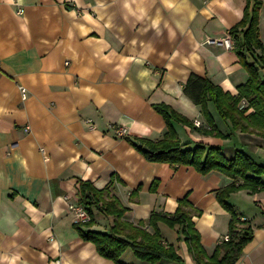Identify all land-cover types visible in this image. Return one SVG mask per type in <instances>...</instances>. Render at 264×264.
<instances>
[{
	"label": "crops",
	"instance_id": "1",
	"mask_svg": "<svg viewBox=\"0 0 264 264\" xmlns=\"http://www.w3.org/2000/svg\"><path fill=\"white\" fill-rule=\"evenodd\" d=\"M246 3L0 0V264H117L78 233L70 205L78 203L80 180L106 187L127 207L124 219L150 231L151 212L171 214L185 197L200 242L212 254L230 220L216 191L242 180L149 161L130 140L164 135L166 122L154 105L165 104L192 123L170 120L185 147L218 146L227 158L241 149L264 164V135L232 130L211 101L209 113L226 136L201 133L198 126L208 122L183 89L192 74L232 94L247 80L236 51L222 42ZM258 34L264 49V0ZM259 74L264 79V67ZM117 127L125 132L117 134ZM226 200L246 222L240 226L252 229L234 264H264V187L238 189ZM97 216L108 224L99 225ZM111 221L96 211L91 228L108 230ZM156 226L182 258L156 264H196L176 227ZM127 250L123 263L149 264Z\"/></svg>",
	"mask_w": 264,
	"mask_h": 264
},
{
	"label": "trees",
	"instance_id": "2",
	"mask_svg": "<svg viewBox=\"0 0 264 264\" xmlns=\"http://www.w3.org/2000/svg\"><path fill=\"white\" fill-rule=\"evenodd\" d=\"M259 6L260 0H247L242 18L228 30L239 62L248 73L247 80L237 86V93L225 91L207 78L195 74L190 75L184 85L185 94L200 105L208 122V128L198 126L201 133L226 136L217 129L209 113L207 102L211 101L218 115L229 122L232 130L258 131L264 135V79L259 74V69L264 67V49L258 34ZM256 50H259L257 55L249 60L248 54ZM242 102H245V106L241 105ZM154 108L166 122L167 130L164 135L157 140L141 137L135 138V141L130 140L133 147L147 160L191 165L201 174L216 170L242 180L240 183L233 181L216 191L219 203L230 213L228 238L218 241L212 254L208 255L191 220L192 208L185 197L178 200V206L171 214L150 213L149 224L153 226L152 231L142 223L133 224L124 219L127 207L116 196H110L106 187L98 189L88 180L79 182L77 202L89 215L87 221L75 224L79 235L83 240L92 242L101 256L117 264H126L120 258L127 249L149 264L163 260L180 263L182 258L176 248L164 240L156 226L158 221H162L171 228L176 227V231L184 236L196 264H234L241 255L244 244L251 238L252 229L246 224L240 226L246 222L239 219L226 199L230 192L238 189L256 192L263 188L261 175L264 174V164L255 161L241 149L235 150L233 157L227 158L218 146L197 143L192 147H185V143H180L170 120L173 118L192 125L190 120L165 104L154 105ZM248 108L252 110L247 112ZM156 183H152L151 189L155 188ZM96 211L112 217L108 230L91 228L95 224Z\"/></svg>",
	"mask_w": 264,
	"mask_h": 264
},
{
	"label": "built area",
	"instance_id": "3",
	"mask_svg": "<svg viewBox=\"0 0 264 264\" xmlns=\"http://www.w3.org/2000/svg\"><path fill=\"white\" fill-rule=\"evenodd\" d=\"M222 42L224 43L226 48H229V49L233 48V41L229 35L225 36ZM20 91H21V98L24 99L26 96V90L24 88H20ZM193 123L196 126L199 125L198 120H194ZM115 130H116L117 134H120V135L125 132L124 128H121V127H117ZM70 210L72 212L74 222H83V221H87L89 219V215H88L87 211L79 203L71 204ZM227 238H228V235L225 234L223 236V239H227Z\"/></svg>",
	"mask_w": 264,
	"mask_h": 264
},
{
	"label": "rangeland",
	"instance_id": "4",
	"mask_svg": "<svg viewBox=\"0 0 264 264\" xmlns=\"http://www.w3.org/2000/svg\"><path fill=\"white\" fill-rule=\"evenodd\" d=\"M98 215H99V214H98ZM97 220L100 221V222H99V225H101V223H102V225H103V224H106V225L108 224V221H107L106 218L102 219V218H98V216H97ZM102 227H103V226H102ZM127 252H128V256H129V257H131L132 259H135V257L132 255V253H131V251H130L129 249L127 250ZM126 257H127V256H126Z\"/></svg>",
	"mask_w": 264,
	"mask_h": 264
}]
</instances>
